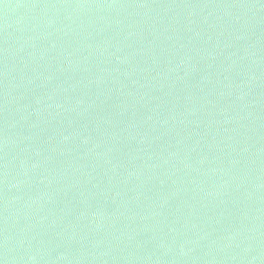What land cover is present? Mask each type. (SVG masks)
<instances>
[{
	"label": "water",
	"instance_id": "95a60500",
	"mask_svg": "<svg viewBox=\"0 0 264 264\" xmlns=\"http://www.w3.org/2000/svg\"><path fill=\"white\" fill-rule=\"evenodd\" d=\"M0 264H264V0H0Z\"/></svg>",
	"mask_w": 264,
	"mask_h": 264
}]
</instances>
